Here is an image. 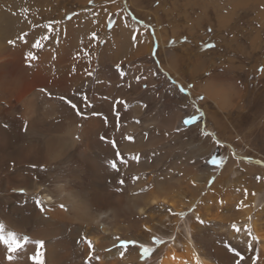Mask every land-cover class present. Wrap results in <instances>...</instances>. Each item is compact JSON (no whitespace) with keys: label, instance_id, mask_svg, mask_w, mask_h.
I'll use <instances>...</instances> for the list:
<instances>
[{"label":"bare ground","instance_id":"obj_1","mask_svg":"<svg viewBox=\"0 0 264 264\" xmlns=\"http://www.w3.org/2000/svg\"><path fill=\"white\" fill-rule=\"evenodd\" d=\"M61 1L65 0H0V192L22 193L19 226L15 227L17 224L14 226V220L8 215L16 207L7 208L6 214L0 208L2 234L7 236L10 231L29 236L30 243L15 256L20 264H34L30 257L36 252V245L31 243L35 238H45L44 264H141L137 260L138 253L131 247L104 251L116 242L112 235L124 226L119 223L121 216L133 210L136 219L128 223L129 226L135 228L136 223L141 222L139 227L143 230L139 229V234L149 236L148 221L154 218L150 212L179 210L178 197L182 194L179 184L164 185L157 176L154 188H150L154 176L147 175L145 168H139L141 162H149L151 152L163 153L167 138L164 118L158 121L155 133L151 130L152 118L136 119L147 110L132 101L140 92L134 91L135 72L131 61L134 55L151 49L150 36L148 33L136 36L130 22L123 25L124 13L117 6L101 9V13L109 17L121 11L115 25L107 30V20L100 29L94 18L97 12H87L86 7L66 12ZM165 1L159 0V3L165 4ZM178 1L169 4L176 8ZM190 1L180 5L198 10L200 14L194 17L201 24L216 25L218 31H224V48H231L228 52L234 54H245L250 60L254 58L253 70L261 67L259 78H264V0ZM133 3L137 7L140 2L133 0ZM159 9L164 7L161 4L156 7L154 18L160 23L155 14ZM171 12L170 9L165 11V21L170 26L180 19L189 22L187 14L172 19ZM209 14L213 18L208 17ZM241 21L244 27L239 25ZM97 29L100 31L98 53L94 47ZM116 30L123 36L116 34ZM154 34L162 44L160 30H154ZM37 40L40 48L33 47ZM124 48L127 52L123 60L128 71L122 73L121 85L118 62ZM29 53L35 59L29 58ZM228 61L231 95L237 99L233 104L238 105L241 81L235 72L240 67L233 59ZM98 68L102 69L95 73ZM213 75L208 74L204 80L202 93L205 99H212L223 108L226 100L220 96L221 88L214 92L211 86V83L223 84L222 77L216 75L214 79ZM192 93L197 94L196 87ZM261 121L264 126V118ZM175 126L183 128L180 122ZM146 134L154 140L145 141ZM121 154L126 162L120 159ZM234 166L245 172L243 178L253 186H257V182L251 175L264 177L263 169L230 157L209 190L234 171ZM131 171L138 174L128 179L126 185L131 193L123 200L112 190L111 178L118 180ZM191 180L197 181L196 175ZM244 212L247 219L243 230L219 232L191 228L192 233L190 230L191 234L186 233L181 250L170 246L158 264H185L177 259L173 261L180 251L187 255L188 264H233L236 257L225 248L226 244L229 241L235 247H243L241 251L246 254L251 247L248 230L257 240L258 258L246 263L240 260L239 264H264V235L258 232L254 220L249 219L251 212ZM77 237L83 239L80 245L75 243ZM85 240L94 248L91 255L87 254L89 248ZM86 254L90 256L88 263L72 262L73 258H84ZM9 255L7 246L0 243V264H7Z\"/></svg>","mask_w":264,"mask_h":264},{"label":"rangeland","instance_id":"obj_2","mask_svg":"<svg viewBox=\"0 0 264 264\" xmlns=\"http://www.w3.org/2000/svg\"><path fill=\"white\" fill-rule=\"evenodd\" d=\"M170 1L174 0H166L165 4L159 3V0H139L140 3L137 7L133 0H65L60 2L66 8V12H73L82 7H86L87 12H97L98 14H95L94 17L95 20L100 25V29L107 20V30L112 29L117 21L118 13L123 10V21H121L123 25L130 22L133 25L132 31L136 36H143L144 33H148L150 36L151 49L146 53L134 55L133 61H131L135 72L134 81L136 85L134 91L136 94L140 92L139 96L135 95L132 101L138 106H144L147 110L141 112L136 119L143 121L152 118L154 121L152 131L155 130V126H158V121L162 117L164 118L165 123L163 121L162 123H164L167 138L163 153L151 152L148 157L149 162H141L139 168H145L147 175L154 176L150 180L152 184L150 188H154V181L157 176L165 183L164 185H180L182 194L178 197L179 210L172 208L154 209L150 212L154 218L148 221L151 227L149 236L139 234L140 230H143L139 227L141 222H137L135 228L129 226L130 222L136 219L133 210H128L121 216L119 223L124 226L121 225L120 231L112 235L116 242L105 247L104 251L114 247H131L138 253L137 260L141 264H158L170 246L177 248V251L181 250L187 236L186 233H192L191 228L194 231L200 227L211 231L220 232L230 229L235 232L236 230L232 227L235 224L238 229L243 230L246 227L247 218L244 212L246 210L251 212L249 219L254 220V223L257 224L258 232L264 235V177L256 173L251 175L257 182V186H253L249 180L243 178L245 172L239 166H234V171L229 172L226 177L223 176L216 183L215 188L217 189L209 190L230 157L264 170V134L262 133L264 126L261 125V120L264 118V78H259L261 67H256L253 70L254 58L250 60L245 54L238 55L234 52H228L231 48L225 49L223 46L226 37L225 32L221 29L219 32L216 25L209 26L196 20L194 16L200 14L198 10L191 6L182 7L180 5L187 0H179V5H176V8L169 4ZM160 4L165 10H160V8L155 13L160 18L161 22L159 23L154 18V11ZM110 5L119 7L121 11L117 10L110 17L101 13V9ZM169 9L172 11V19L176 15H178L176 17H182L187 14L189 22L180 19L181 21H178L177 24L170 26L165 21V11ZM85 17L87 18V15ZM208 17L213 18L211 14ZM239 25L244 27L242 21L239 22ZM74 26L76 27V25ZM139 28L141 29L140 32L137 31ZM157 29L163 36L162 44L158 42L157 36L154 34V30ZM98 30L96 31V45L94 46L96 53L99 52L97 41L100 31ZM116 34L123 36L119 30H116ZM125 52L127 50L124 48L118 62L120 80L123 77L122 73L128 71L123 60L126 55ZM229 59H233L234 64L240 67V70L236 69L235 72L241 81L240 93L242 95L238 105L233 104V101L235 103L237 99L234 100L235 96L231 95L233 89L230 81L232 79L230 80V71L227 70L230 63ZM203 68L205 69L203 70ZM100 69L102 68L96 69L95 73ZM208 74H215L213 75L214 79L216 75L222 77L223 84L216 80L217 84L211 83V86L214 92L221 88L220 91L223 94L220 96L225 97L226 100L223 108H219L212 99L204 98L202 87ZM94 79L95 75L92 77V83ZM122 80L121 85L123 84ZM193 85L197 88V94L192 93ZM205 111L209 112L206 113ZM197 121H199L198 125H194ZM177 122H180L183 128L174 127ZM150 137V134H146L144 140H154ZM218 147L221 148L220 151ZM213 158L223 159L219 164H212ZM120 159L122 162H126L124 154L120 155ZM41 169L43 171V168ZM136 174L138 173L131 171L120 176L118 180H114L116 177L111 178L112 190L117 192L119 198L124 200L130 195L131 192L126 184L128 179L136 176ZM193 175H196L197 178L195 182L191 180ZM253 191L255 192L254 197ZM20 194L22 193L14 191L0 192V208L3 213L7 212V208L16 207L12 214H8L11 220H14V226L17 224L15 227L20 225V210L18 209ZM194 197L196 200L189 204ZM7 199L9 201H6ZM179 213H184V215H178ZM247 234L251 239L249 240L251 247L246 251V254L245 251H241L243 247L241 249L240 246L235 247L227 240L225 248L236 257L234 258L236 264H239L240 260H245L246 263L251 259L256 260L258 258L257 240L249 230ZM17 235L19 238L29 237L22 232ZM32 241L45 243V238L44 240L35 238ZM82 242L81 237H77L75 240L77 245ZM87 247L89 248L88 244ZM144 247L151 249L147 255L142 250ZM207 249L209 248L207 247ZM40 250L42 253L45 251L44 244ZM19 252L11 254L12 259L7 258V264H20V261L15 258ZM88 252H95L92 245ZM180 252L181 254H177L173 261L180 260L188 264L187 255L182 251ZM87 254L84 258L81 256L73 258L72 262L83 261L88 263L90 256Z\"/></svg>","mask_w":264,"mask_h":264},{"label":"snow or ice","instance_id":"obj_3","mask_svg":"<svg viewBox=\"0 0 264 264\" xmlns=\"http://www.w3.org/2000/svg\"><path fill=\"white\" fill-rule=\"evenodd\" d=\"M26 35V34H25ZM22 38V37H21ZM10 43H13L12 41H10ZM34 48H40L41 44L39 42V40H37L34 44H33ZM29 58L35 59V57L32 56L31 53L28 54ZM73 107H75V105H73ZM194 119V117H193ZM190 122V121H188ZM129 139H132L131 137H129ZM223 158H221V160H217L216 158H213L211 160L212 164H219L221 163ZM112 164V167L115 168L116 165L114 162H110ZM21 191H23V189H21ZM40 202L37 201V204H39ZM61 207H63V205H61ZM178 215H184V213H179ZM202 222V221H201ZM233 229H235L236 231H239V229L237 228V226L235 224L232 225ZM3 232V225H0V243L4 244L7 246L8 252H9V259H12V255L13 253H16L18 251H22L24 249L25 246H27L30 243L29 237L27 236H23L22 238H18L17 235L13 232H8L7 236L2 234ZM85 242L88 244L89 248H91V242L85 240ZM31 243H34L36 245V252L33 256H31L30 258L33 260L34 264H44L43 262V253L41 252V247L43 246L44 242L43 241H31ZM126 243H128L126 241ZM143 252L145 255H147L151 249L144 247ZM233 251H235L233 249ZM89 255H91V253H89Z\"/></svg>","mask_w":264,"mask_h":264}]
</instances>
